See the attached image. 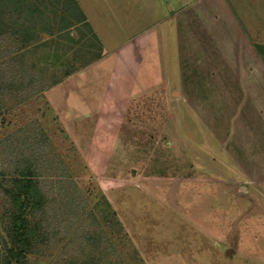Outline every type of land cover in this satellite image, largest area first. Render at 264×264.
<instances>
[{
	"label": "rangeland",
	"instance_id": "1",
	"mask_svg": "<svg viewBox=\"0 0 264 264\" xmlns=\"http://www.w3.org/2000/svg\"><path fill=\"white\" fill-rule=\"evenodd\" d=\"M32 2L42 15L0 4V264L18 246L14 179L26 161L44 202L26 208L30 241L13 264H264V184L208 139L223 111L210 120L191 111L189 42L177 62L173 31L159 45L168 72H152L168 74L167 88L159 79L150 93L117 83L130 70L129 42L158 27L167 8L132 0L123 12L118 0L109 10L87 0L98 30L89 18L92 30L76 21L59 29L70 0ZM167 17L189 22L174 10ZM128 92L136 95L126 106Z\"/></svg>",
	"mask_w": 264,
	"mask_h": 264
},
{
	"label": "crops",
	"instance_id": "2",
	"mask_svg": "<svg viewBox=\"0 0 264 264\" xmlns=\"http://www.w3.org/2000/svg\"><path fill=\"white\" fill-rule=\"evenodd\" d=\"M76 1L87 20L89 18L98 30L86 5L87 0ZM100 1L101 5L109 10L107 7L109 0ZM118 1L121 3L119 5L122 11L125 12V9L128 11L125 4L131 5L132 0H126L124 5L121 0ZM155 1L159 2L162 8H167L163 11L164 18L162 22L161 20L158 22V27L145 29L140 40L134 39L129 42L128 50L131 51L129 53L131 56L125 64L130 70L124 77L118 76L117 83L126 91L134 90L137 93L136 89L144 88L150 93L153 79H159L160 88H167L168 74L165 73L163 76L161 73L156 74L152 72V68L157 69V65L163 64L164 70L168 72L169 65L166 61L169 59L157 60L155 55H158L159 45L163 39L167 42L171 35L169 32L173 31L178 41L175 50L176 60L173 57L169 61H183L184 53L181 46L184 40L186 45L190 44L191 47L190 56L188 54L193 64L190 88L194 97H191V111L201 113L204 111L207 120L214 117L216 112L223 111L219 122L212 119L214 122L211 125L216 129V133L209 132L208 139L220 144L221 154L226 155L229 161L235 163L234 166L240 168L237 170L238 173L247 172L249 167H253L264 184V0ZM136 2L135 5L144 8L142 0ZM114 9L111 11H116ZM170 10H174L177 16H185L189 22L185 25L171 22L167 17ZM183 31L189 32L184 34ZM255 44L262 45L261 51ZM133 58H136V61H133ZM91 65L95 71L99 66ZM78 74H81L80 71L68 78ZM137 80L142 82L136 84ZM127 94L121 93V100L126 106L132 100L131 97L136 95L135 93L131 95L130 92ZM181 95L183 91L180 89ZM193 116L203 128L208 127L207 123L210 122L201 115ZM216 147L215 152L220 148ZM228 166L234 167L230 164ZM261 233L264 238V231ZM263 249L264 246H261L262 251Z\"/></svg>",
	"mask_w": 264,
	"mask_h": 264
},
{
	"label": "trees",
	"instance_id": "3",
	"mask_svg": "<svg viewBox=\"0 0 264 264\" xmlns=\"http://www.w3.org/2000/svg\"><path fill=\"white\" fill-rule=\"evenodd\" d=\"M62 1V0H58ZM65 3L67 4L66 0ZM68 1V0H67ZM5 3L7 5H11L16 7L18 10L20 8L25 9L32 15L35 12L37 15H42L41 8L32 2V0H0V4ZM71 6L67 7V11L70 13L68 14L69 20L63 21L61 25H59L57 28L59 29H66L70 26L75 25L74 21L77 23H82L86 25L90 30H92L91 25L89 24L83 10L79 6L78 2L76 0H70ZM63 19H66L64 17ZM3 27V24L0 23V28ZM50 30L52 29L49 28ZM60 31V30H59ZM94 35L96 36L95 32L92 31ZM257 49L261 51L262 45L261 44H255ZM75 70H67L65 75H69ZM35 169L33 168V164L28 161H26V164L22 166L21 170V176H18V178L14 179L15 183L18 185V191L14 193V199L16 203L18 204V207L21 209L17 213H13V222H12V230L15 231L14 241L18 244V248H10L9 255L7 257H3L4 264H13L12 263V255L18 256L20 253L24 252L25 249H27L26 243L29 242L28 235L25 234L26 227L29 223L28 217L25 215L26 208L29 207L31 209H38L41 207V205L44 202V197L42 190L37 189V185L34 180V173ZM23 195V197L21 196ZM24 205V206H23ZM21 245V246H19ZM25 248V249H24Z\"/></svg>",
	"mask_w": 264,
	"mask_h": 264
}]
</instances>
